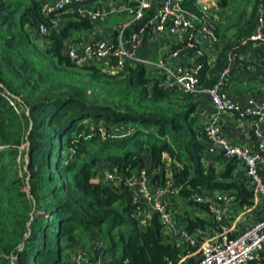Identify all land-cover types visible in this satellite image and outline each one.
Wrapping results in <instances>:
<instances>
[{
	"label": "trees",
	"instance_id": "1",
	"mask_svg": "<svg viewBox=\"0 0 264 264\" xmlns=\"http://www.w3.org/2000/svg\"><path fill=\"white\" fill-rule=\"evenodd\" d=\"M44 3L0 0V264H196V233L219 225L182 216L197 245L167 239L158 214L142 223L143 206L124 182L146 169L151 188L208 211L196 195L222 192L234 207L252 206L249 179L239 177L237 160L211 153L198 97L150 77L144 65L110 74L72 62L67 46L96 26L77 12L81 3L49 17ZM196 3L184 6L200 14ZM261 3L219 0L214 24L226 40L214 68L203 59L204 87L253 33ZM112 172L123 182H105ZM248 264H264V249Z\"/></svg>",
	"mask_w": 264,
	"mask_h": 264
},
{
	"label": "built area",
	"instance_id": "2",
	"mask_svg": "<svg viewBox=\"0 0 264 264\" xmlns=\"http://www.w3.org/2000/svg\"><path fill=\"white\" fill-rule=\"evenodd\" d=\"M90 0H55L43 4L42 13L45 17L75 3L83 5L77 12L93 21H105L107 14L102 8H90L85 5ZM128 6L125 12L131 20L118 31L117 39L98 38L94 42H71L66 48V54L72 62L80 65H98L110 74L126 71L130 66L144 65L151 67L153 78L162 79L165 85L178 88L185 94L195 95L199 99L206 97L211 105L205 129L209 136L211 153L223 155L226 159H235L243 167L244 175L249 179L254 191L251 207L260 211L258 220L243 231L233 235V229L224 225L227 209L224 204L226 196H219L217 202L212 195H196L198 203L207 205V212L212 220L221 227V233L216 238L201 235V243L196 253L199 260L196 264H248L257 259L264 249V178L260 168L264 163V133L261 125L264 122V101L256 96L250 97L245 103L237 101L228 91L227 86L231 74L244 71L256 75L257 66L252 59L243 57L242 51L249 50L252 54L264 51V3L256 8V22L253 33L238 40L225 58V64L215 77L212 87L202 84L203 59L216 61L219 53L216 51L220 38L216 34L211 17L219 13V0H197L201 13L188 10L186 0H120ZM207 4L211 5L208 7ZM215 4V7H213ZM141 24L138 30L126 36V30ZM39 33L46 36L48 28L39 25ZM158 34L173 36L175 42L168 53L159 61L153 63L138 57V51L144 47L147 40ZM214 61V62H215ZM234 114L240 120H249L256 128L257 146L255 149L238 146L229 141L224 134L226 115ZM105 182L122 183V178L114 173L107 174ZM135 197V201L143 206L139 215L148 209L159 215L163 224V232L167 239L183 238L190 247L197 245V235L191 237L184 226L180 227L174 218L166 200L175 197L176 191L169 188H158L153 191L150 185L148 171L142 169L138 174L124 182ZM147 222V221H146ZM142 219V223H146Z\"/></svg>",
	"mask_w": 264,
	"mask_h": 264
},
{
	"label": "crops",
	"instance_id": "3",
	"mask_svg": "<svg viewBox=\"0 0 264 264\" xmlns=\"http://www.w3.org/2000/svg\"><path fill=\"white\" fill-rule=\"evenodd\" d=\"M41 2H52L55 0H40ZM121 1L120 0H97L92 2L89 5L90 8H102L107 17L105 19L104 24L96 26L95 29L87 32H83L80 36L81 42L84 43H91L97 40L98 38H112L113 34L116 31L122 29L125 23L129 22L131 18L127 15L126 12H122L123 9L121 8ZM122 14V15H121ZM116 15H118L116 17ZM112 18L114 22L111 26H108V23ZM175 39L173 36L168 34H158L151 36L144 47H142L138 51V57L144 59L145 61L149 62H157L162 59L168 51L173 47ZM243 57L246 59H252L254 64L257 66V73L256 75H249L244 71H235L231 74V77L228 82L227 91L239 102L245 103L248 98L256 96L259 100L264 101V71L262 67V63L264 62V51L258 52L257 54H252L251 52L245 51ZM147 73L150 77L153 76V71L151 67H146ZM201 106H200V117L203 122V125L207 123L208 113L211 110L210 102L206 97H201ZM253 127V123L251 121L240 120L234 114L226 115V121L224 123V134L226 138L231 141L232 143L255 149L257 143L256 132ZM261 129L264 133V122L261 125ZM256 141V142H255ZM264 163V161H262ZM238 173L240 178H245L244 169L239 164L238 166ZM222 168V166H220ZM153 191L157 190L156 187L152 186ZM219 196H227V194L222 192L214 193V197ZM170 210L177 221L178 226H182V216L191 218H195L201 216L212 221L211 215L207 211H202L197 207H189L187 206L188 202L184 199H180L178 197L170 198L168 201ZM227 209V215L224 225L231 227L233 229V235L238 234L239 232L243 231L246 227L251 226L255 223L258 218L260 211L257 208L253 207H245V208H238L230 205L228 202L224 204ZM152 212L148 209H145L141 214L140 217L146 222L150 219ZM183 227V226H182ZM220 227V226H219ZM215 228H208L205 232H197L196 234L199 235H206L211 238H216L221 233V230ZM166 233L163 232V236L166 238ZM195 236V235H194ZM177 243L184 244L186 243L185 239L183 238H176L172 239Z\"/></svg>",
	"mask_w": 264,
	"mask_h": 264
},
{
	"label": "rangeland",
	"instance_id": "4",
	"mask_svg": "<svg viewBox=\"0 0 264 264\" xmlns=\"http://www.w3.org/2000/svg\"><path fill=\"white\" fill-rule=\"evenodd\" d=\"M122 4H121V8L123 9V11L122 12H125V9H126V7L128 6L125 2H121ZM207 6L208 7H211V5H209V4H207ZM213 7H215V4H214V6ZM122 15V14H121ZM128 15V14H127ZM118 15H116V17H117ZM211 17H213V18H216V19H218V17H219V13H217V12H214V13H212L211 15H210ZM114 19L115 18H112L111 20H110V22L108 23V26H111L112 25V23L114 22ZM225 40H226V38H222L221 40H220V42H219V46H217V48H216V51L218 52V53H220V51H221V48L223 47V45L225 44ZM233 47V46H232ZM230 51V50H229ZM245 51H247V50H244V51H242V53H244ZM249 51V50H248ZM247 51V52H248ZM215 60H213L212 58L210 59V66H211V69L212 68H214L215 66V62H214ZM210 69V70H211ZM217 76V74L214 76V77H216ZM112 175H114V173L112 172L111 173Z\"/></svg>",
	"mask_w": 264,
	"mask_h": 264
},
{
	"label": "water",
	"instance_id": "5",
	"mask_svg": "<svg viewBox=\"0 0 264 264\" xmlns=\"http://www.w3.org/2000/svg\"><path fill=\"white\" fill-rule=\"evenodd\" d=\"M92 24H93L94 26H98V25H102V24H104V22H102V21H93Z\"/></svg>",
	"mask_w": 264,
	"mask_h": 264
}]
</instances>
